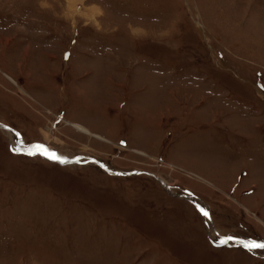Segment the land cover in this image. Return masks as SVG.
Instances as JSON below:
<instances>
[{"label": "rangeland", "instance_id": "374dc122", "mask_svg": "<svg viewBox=\"0 0 264 264\" xmlns=\"http://www.w3.org/2000/svg\"><path fill=\"white\" fill-rule=\"evenodd\" d=\"M223 238L264 242V0H0V264H264Z\"/></svg>", "mask_w": 264, "mask_h": 264}, {"label": "water", "instance_id": "95a60500", "mask_svg": "<svg viewBox=\"0 0 264 264\" xmlns=\"http://www.w3.org/2000/svg\"><path fill=\"white\" fill-rule=\"evenodd\" d=\"M20 144L22 145V146H24V144H23V142L20 140ZM24 147H26V146H24ZM59 157H61V156H59ZM68 162H74L73 160H69ZM98 164V166L101 168V169H103V170H106L105 169V166L104 165H102V164H100V163H97ZM120 175H131V174H136V173H131V174H125V173H119ZM155 179L160 183V185L161 186H164V188L167 190V191H169V189H168V186H166V185H164V183L160 180V179H157L156 177H155ZM222 240H226V241H230V240H235V241H238V242H241L245 247H248V248H250V249H255V248H253V247H249L251 244H253V243H251L250 241H248V240H246V239H228V238H223ZM257 244V243H256ZM258 244H264V242H261V243H258Z\"/></svg>", "mask_w": 264, "mask_h": 264}, {"label": "snow or ice", "instance_id": "6c2138e0", "mask_svg": "<svg viewBox=\"0 0 264 264\" xmlns=\"http://www.w3.org/2000/svg\"><path fill=\"white\" fill-rule=\"evenodd\" d=\"M35 147H36V149H37V152L29 151L27 154H28V155H35V154H37L38 152H40V150L42 149V146H41V145H36ZM41 154L49 155V153H48L46 150L43 151ZM50 158H57V157H55L54 155H52V156H50ZM201 211H203V210H201ZM203 214H204L205 216L208 215L207 212H203ZM220 243L224 244V243H227V241H226V240H222V241H220ZM249 247H253V248H264V244H256V243H253V244H251Z\"/></svg>", "mask_w": 264, "mask_h": 264}, {"label": "bare ground", "instance_id": "6f19581e", "mask_svg": "<svg viewBox=\"0 0 264 264\" xmlns=\"http://www.w3.org/2000/svg\"><path fill=\"white\" fill-rule=\"evenodd\" d=\"M71 127L75 128V129L78 130V131L84 132V133L87 132V130H85L83 127H81V126H79V125L71 124ZM86 134H87V133H86ZM11 138L14 139V138H13V135H11V137H10V139H9L10 141H11ZM11 143H12V141H11ZM20 146H21V145H20ZM27 148H32V147L27 146ZM18 149H20L19 145H18Z\"/></svg>", "mask_w": 264, "mask_h": 264}, {"label": "flooded vegetation", "instance_id": "af4514ba", "mask_svg": "<svg viewBox=\"0 0 264 264\" xmlns=\"http://www.w3.org/2000/svg\"><path fill=\"white\" fill-rule=\"evenodd\" d=\"M45 149H41L40 150V153H42L43 151H45V150H47L48 148H46V147H44ZM54 155H56L55 153H54Z\"/></svg>", "mask_w": 264, "mask_h": 264}]
</instances>
